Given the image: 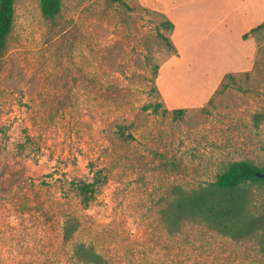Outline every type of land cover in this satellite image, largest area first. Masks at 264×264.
Segmentation results:
<instances>
[{
    "label": "rangeland",
    "instance_id": "374dc122",
    "mask_svg": "<svg viewBox=\"0 0 264 264\" xmlns=\"http://www.w3.org/2000/svg\"><path fill=\"white\" fill-rule=\"evenodd\" d=\"M164 5L180 26L179 62H165L171 31L149 7ZM199 8L190 0H60L49 18L39 0L14 1L0 55V264H84L78 244L101 264H264L255 237L234 240L191 221L170 233L161 217L177 186L199 188L233 160L264 168V27L248 34L251 67L194 100L220 55L193 52L184 37V18L195 20ZM159 87L186 108L182 118L173 119ZM93 177L84 206L73 182ZM251 194L264 203L263 191ZM71 218L78 225L64 239Z\"/></svg>",
    "mask_w": 264,
    "mask_h": 264
},
{
    "label": "trees",
    "instance_id": "16d2710c",
    "mask_svg": "<svg viewBox=\"0 0 264 264\" xmlns=\"http://www.w3.org/2000/svg\"><path fill=\"white\" fill-rule=\"evenodd\" d=\"M15 0H0V55H2L7 38L12 30ZM41 14L52 18L60 10V0H39ZM164 17L163 26L171 31L172 22ZM264 27V20L250 28L242 35L248 37ZM168 43L172 45L169 38ZM174 53L176 52L174 46ZM224 79H232L231 73H226L220 82L221 88L226 87ZM168 110V109H164ZM173 119H180L186 108L170 109ZM255 121H258L255 115ZM249 160H233L216 175L215 180L194 189L175 187L172 196L166 201L160 213L165 227L174 233L182 221L200 222L208 229L238 240L243 237H255L260 250L264 253V203L257 205L256 198L251 194L252 187L264 192V178L257 172L263 170ZM98 179L93 177L89 182L78 180L73 182V188L80 202L86 206L93 199ZM77 221L71 218L63 227V237L68 239L77 228ZM75 254L84 264H101L103 261L91 247L78 244Z\"/></svg>",
    "mask_w": 264,
    "mask_h": 264
},
{
    "label": "crops",
    "instance_id": "0c3cea01",
    "mask_svg": "<svg viewBox=\"0 0 264 264\" xmlns=\"http://www.w3.org/2000/svg\"><path fill=\"white\" fill-rule=\"evenodd\" d=\"M190 1L200 6L198 10L202 11L199 12L198 18L195 20H191L190 17L184 18V27L189 32L187 34L185 33L184 37L188 35L192 36L191 39L187 37L192 45V51L200 52L214 47L220 52L216 72L211 71L209 75L205 73L201 75L202 91L193 98L197 100L196 96H199L198 99L207 100L213 94V91L217 88L226 73L247 70L251 67L255 55L256 43L253 37L248 36L243 38L242 35L249 32L250 28L264 20V0H222L226 7L217 8L215 9L216 12L205 13V15L203 14L205 9L202 8L204 5H222L221 0ZM149 7L162 13L172 22L173 29L171 30L170 37L176 52L165 62H179L183 59L184 46L180 37V26L177 20L170 15L171 9L166 8V5H164L163 9L156 6ZM178 7L175 8L178 9ZM187 15L190 16L189 14ZM187 19L191 21L190 26L186 24ZM205 29L212 31V37L205 38L206 34L203 38L197 37ZM161 72L162 66L159 68L157 80L161 78ZM159 88L167 106L174 108L180 105V100L173 98L168 91L169 89L165 87Z\"/></svg>",
    "mask_w": 264,
    "mask_h": 264
},
{
    "label": "water",
    "instance_id": "95a60500",
    "mask_svg": "<svg viewBox=\"0 0 264 264\" xmlns=\"http://www.w3.org/2000/svg\"><path fill=\"white\" fill-rule=\"evenodd\" d=\"M256 175H257L258 177L264 178V169L261 170V171H259V172H257Z\"/></svg>",
    "mask_w": 264,
    "mask_h": 264
}]
</instances>
